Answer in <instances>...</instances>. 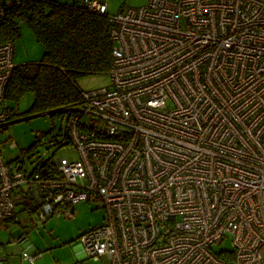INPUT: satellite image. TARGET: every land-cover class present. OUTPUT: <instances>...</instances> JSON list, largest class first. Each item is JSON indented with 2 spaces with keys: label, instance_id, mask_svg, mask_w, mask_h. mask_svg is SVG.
Listing matches in <instances>:
<instances>
[{
  "label": "built area",
  "instance_id": "1",
  "mask_svg": "<svg viewBox=\"0 0 264 264\" xmlns=\"http://www.w3.org/2000/svg\"><path fill=\"white\" fill-rule=\"evenodd\" d=\"M20 1L0 0V17ZM107 16L110 83L61 108L76 157L46 174L0 153V224L22 197L41 223L99 200L103 224L79 241L102 264H264V0H147ZM12 50L0 43L6 133ZM225 237L232 248L214 250Z\"/></svg>",
  "mask_w": 264,
  "mask_h": 264
},
{
  "label": "trees",
  "instance_id": "2",
  "mask_svg": "<svg viewBox=\"0 0 264 264\" xmlns=\"http://www.w3.org/2000/svg\"><path fill=\"white\" fill-rule=\"evenodd\" d=\"M20 21L26 23L44 50L39 61L16 64L4 88V98L18 101L31 92L28 113L81 103L82 90L76 80L85 74L106 73L111 64L107 11L91 12L80 0H22L0 17V43L14 41L20 35ZM6 110L11 120L16 113ZM37 165L43 173L55 171L50 159Z\"/></svg>",
  "mask_w": 264,
  "mask_h": 264
},
{
  "label": "rangeland",
  "instance_id": "3",
  "mask_svg": "<svg viewBox=\"0 0 264 264\" xmlns=\"http://www.w3.org/2000/svg\"><path fill=\"white\" fill-rule=\"evenodd\" d=\"M68 1V0H59ZM147 3V0H108V13L114 14L128 7H138ZM20 35L13 41V61L15 64L36 62L42 57L43 45L27 27L24 21L19 22ZM76 85L82 91L107 86L110 83L106 73L85 74L76 80ZM33 94L28 92L18 101L4 98L1 108L8 109L13 114L6 130L0 132V153L3 162L18 163L26 171L36 164L50 159L55 164L57 158L72 159L76 157L75 150L67 143L66 111L47 113H28ZM27 117V118H26ZM16 143L11 146V141ZM70 218H52L51 223L43 225L36 223L28 232L29 240L34 244L41 256L34 259L33 264H102L101 261L80 254L79 236L84 231L101 226L105 216L104 208L99 200H88L76 203ZM64 221V223L62 222ZM64 238V243H60ZM214 250L221 248L231 249L230 238L225 237L219 244H213ZM17 259H22L19 250Z\"/></svg>",
  "mask_w": 264,
  "mask_h": 264
},
{
  "label": "crops",
  "instance_id": "4",
  "mask_svg": "<svg viewBox=\"0 0 264 264\" xmlns=\"http://www.w3.org/2000/svg\"><path fill=\"white\" fill-rule=\"evenodd\" d=\"M29 201L25 198H20L16 202L14 209V218L4 220L0 224V256L5 257L6 264H29L26 259H17L19 250H27L30 253L37 252V248L28 238V231L40 223L41 225L50 222L52 218H63V216H51L45 222L37 221L34 210L29 209ZM29 206V207H28ZM64 219V218H63ZM64 223V221H62ZM60 243H64V238H60ZM79 252L84 254V250L79 241ZM85 255V254H84ZM41 256L37 255L36 257ZM34 257V258H36ZM34 261V260H33ZM58 264V263H56Z\"/></svg>",
  "mask_w": 264,
  "mask_h": 264
},
{
  "label": "water",
  "instance_id": "5",
  "mask_svg": "<svg viewBox=\"0 0 264 264\" xmlns=\"http://www.w3.org/2000/svg\"><path fill=\"white\" fill-rule=\"evenodd\" d=\"M62 109L61 108H56V109H52V110H47V111H44V112H41V113H47V112H53V111H61ZM27 118V117H26ZM12 122V121H11Z\"/></svg>",
  "mask_w": 264,
  "mask_h": 264
}]
</instances>
